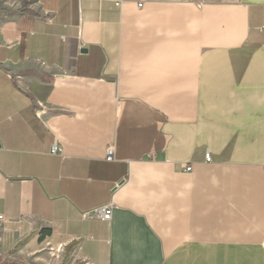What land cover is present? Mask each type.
I'll return each mask as SVG.
<instances>
[{
  "label": "crops",
  "instance_id": "1",
  "mask_svg": "<svg viewBox=\"0 0 264 264\" xmlns=\"http://www.w3.org/2000/svg\"><path fill=\"white\" fill-rule=\"evenodd\" d=\"M0 215V264H264V0H0Z\"/></svg>",
  "mask_w": 264,
  "mask_h": 264
},
{
  "label": "built area",
  "instance_id": "2",
  "mask_svg": "<svg viewBox=\"0 0 264 264\" xmlns=\"http://www.w3.org/2000/svg\"><path fill=\"white\" fill-rule=\"evenodd\" d=\"M141 7V5H139ZM51 155L58 156L61 153V150L56 146H52L51 148ZM105 160L107 162L113 161V151L111 149L107 150ZM205 162L210 163L211 162V156L210 154H206L205 156ZM191 171V167H186L185 172L189 173ZM83 219H94L97 218L99 220H102L104 222H109L111 219V206H106L104 208H101L99 210H96L93 212V214L85 213L82 215ZM4 220L3 216L0 215V222Z\"/></svg>",
  "mask_w": 264,
  "mask_h": 264
},
{
  "label": "trees",
  "instance_id": "3",
  "mask_svg": "<svg viewBox=\"0 0 264 264\" xmlns=\"http://www.w3.org/2000/svg\"><path fill=\"white\" fill-rule=\"evenodd\" d=\"M26 5H27L26 3H23V8L26 7ZM45 233L48 234L47 232H45ZM72 248H73V247H71V248H70V247L67 248L66 253H68V251H70V249H72Z\"/></svg>",
  "mask_w": 264,
  "mask_h": 264
}]
</instances>
